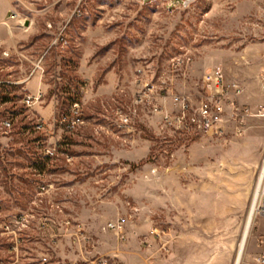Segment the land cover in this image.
Returning a JSON list of instances; mask_svg holds the SVG:
<instances>
[{
  "label": "rangeland",
  "instance_id": "374dc122",
  "mask_svg": "<svg viewBox=\"0 0 264 264\" xmlns=\"http://www.w3.org/2000/svg\"><path fill=\"white\" fill-rule=\"evenodd\" d=\"M217 66L264 106V0H0V261L18 238L26 264H165L198 235L235 264L264 114L221 135L166 117ZM241 264H264V214Z\"/></svg>",
  "mask_w": 264,
  "mask_h": 264
},
{
  "label": "built area",
  "instance_id": "2783aa9c",
  "mask_svg": "<svg viewBox=\"0 0 264 264\" xmlns=\"http://www.w3.org/2000/svg\"><path fill=\"white\" fill-rule=\"evenodd\" d=\"M202 81L204 93L200 95L198 102H193L189 97L182 94L175 96L176 111L168 112L166 116L171 124L183 130L221 135L226 131L230 122L238 126L244 124L246 119L251 115L264 114V106H261L257 112H254L250 105L240 102L244 88L238 83L227 82L222 67L217 66L207 71ZM262 88L264 89V77ZM41 96V94L37 97L28 96L27 103L31 104L33 99H39ZM4 125L7 127L11 126L7 120L4 122ZM36 127L42 129L44 124L39 122ZM47 151H50V149H47ZM251 209H254L256 214H264V176L262 178L259 177L255 185ZM108 227L116 230L117 233H120L122 230L121 223H109ZM6 228L7 230H3L2 233L12 232L8 230V226ZM18 243L19 239L16 238L14 244L11 246V251L16 252L15 258L10 262L0 261V264H26L20 262ZM100 261L102 262V260ZM37 264H54V262H52L51 256L48 253H42Z\"/></svg>",
  "mask_w": 264,
  "mask_h": 264
},
{
  "label": "crops",
  "instance_id": "0c3cea01",
  "mask_svg": "<svg viewBox=\"0 0 264 264\" xmlns=\"http://www.w3.org/2000/svg\"><path fill=\"white\" fill-rule=\"evenodd\" d=\"M200 240L205 241V238ZM198 241V235H191L189 238L183 236L177 242H173L166 256L165 264H232L230 251L220 249L216 252L214 243H196ZM155 264H159L158 260L155 261Z\"/></svg>",
  "mask_w": 264,
  "mask_h": 264
},
{
  "label": "bare ground",
  "instance_id": "6f19581e",
  "mask_svg": "<svg viewBox=\"0 0 264 264\" xmlns=\"http://www.w3.org/2000/svg\"><path fill=\"white\" fill-rule=\"evenodd\" d=\"M263 176H264V165L262 167L260 178H262ZM254 218H255V210L251 209L247 223H246V227H245V230H244V233H243L240 245H239V250L237 253V258H236L235 264H241L242 263L243 253H244V250L246 247L247 239H248Z\"/></svg>",
  "mask_w": 264,
  "mask_h": 264
},
{
  "label": "trees",
  "instance_id": "16d2710c",
  "mask_svg": "<svg viewBox=\"0 0 264 264\" xmlns=\"http://www.w3.org/2000/svg\"><path fill=\"white\" fill-rule=\"evenodd\" d=\"M11 98H6L5 96L3 98H0V102H3V101H10ZM77 102V99L76 98H71L70 99V102H69V105H72L73 103ZM16 113V112H14ZM17 114V113H16ZM15 115V114H14ZM12 117V116H11ZM13 119V118H12ZM8 122H10L11 126L13 125L14 122H11L9 120H7ZM70 125V124H69ZM14 126V125H13ZM60 152V148L59 150H50L48 152H46V158H45V161L44 162H40V164H38L37 162H35V167H37L39 170H43L46 168V165L48 163V160L53 158L56 154H58Z\"/></svg>",
  "mask_w": 264,
  "mask_h": 264
}]
</instances>
